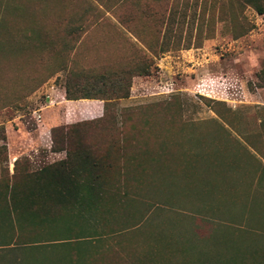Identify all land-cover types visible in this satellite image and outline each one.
<instances>
[{"label": "rangeland", "instance_id": "1", "mask_svg": "<svg viewBox=\"0 0 264 264\" xmlns=\"http://www.w3.org/2000/svg\"><path fill=\"white\" fill-rule=\"evenodd\" d=\"M263 66L264 14L244 0H0V186L65 145L112 163L114 203L88 233L16 248L44 264H264ZM122 73L114 121L53 144L54 128L103 115L65 84Z\"/></svg>", "mask_w": 264, "mask_h": 264}, {"label": "trees", "instance_id": "2", "mask_svg": "<svg viewBox=\"0 0 264 264\" xmlns=\"http://www.w3.org/2000/svg\"><path fill=\"white\" fill-rule=\"evenodd\" d=\"M244 1L251 4L258 14H264V8L257 2H252L257 0ZM140 73L144 74L145 71ZM131 77L122 73L113 80L85 83L82 87L66 83V100H102L103 115L96 120L54 128L51 132L52 143H56L57 132H60L63 134V144H68L69 134H74L79 145L78 134L95 130L102 123L114 121L109 100L128 97ZM257 79L260 87L264 88V66ZM67 146L54 149L56 152L65 151L66 159L21 176L15 170L11 182H4L0 186V249H12L16 264L21 261L44 264L47 261L44 250L30 253L16 247L77 240L79 236L88 233L83 225L91 220L90 217L100 215V211L114 203V199L107 193L109 182L106 174L112 166L109 157L102 156L99 151L94 156L93 153L89 155L81 150L69 151ZM61 213L69 218L63 224ZM81 220L83 224H79ZM59 261L57 263L61 264L62 261ZM62 264L75 263L67 261Z\"/></svg>", "mask_w": 264, "mask_h": 264}, {"label": "crops", "instance_id": "3", "mask_svg": "<svg viewBox=\"0 0 264 264\" xmlns=\"http://www.w3.org/2000/svg\"><path fill=\"white\" fill-rule=\"evenodd\" d=\"M71 102H74V101H71ZM86 102H88V103H92V102L95 103L96 101L95 102L94 101H86Z\"/></svg>", "mask_w": 264, "mask_h": 264}]
</instances>
